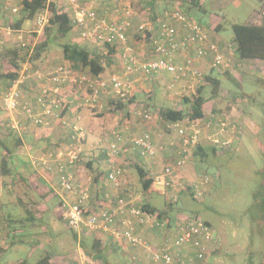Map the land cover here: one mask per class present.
Returning a JSON list of instances; mask_svg holds the SVG:
<instances>
[{
	"label": "built area",
	"instance_id": "built-area-1",
	"mask_svg": "<svg viewBox=\"0 0 264 264\" xmlns=\"http://www.w3.org/2000/svg\"><path fill=\"white\" fill-rule=\"evenodd\" d=\"M102 1L46 0L45 6L35 13L30 32L36 35L43 33L52 15L49 3L54 2L59 13L66 12L71 16L79 35L76 41L92 42L98 46V51L103 49L99 51L103 54L107 52L105 44L114 46L118 50L116 54L124 58V62L120 64L122 70L112 72L108 78H92L83 74L75 77L74 71L65 62L43 69L34 68L29 61L24 62L16 79L1 97V106L10 115L12 128L18 129L20 126L15 119L18 112L36 126L48 127L54 119L65 124L60 113L70 107L71 96L83 104L96 103L100 95L108 102H118V99L126 101L134 93L140 78L143 81H151L166 75L165 89L170 94L181 98L191 96L205 80V73L198 68L200 63L208 60L209 67L213 69H229L230 63L225 59L221 45L213 41L203 26L178 6L163 10L157 19L155 31L153 25L145 22L138 25L141 40L144 42L147 37L145 30L152 31L148 43L145 42L148 51L140 55L131 46L126 34L133 16L130 0H113L112 5L106 8L102 7ZM19 8V0H0V9L5 15L17 12ZM262 14L264 15V11ZM0 30L12 31L9 26H0ZM19 35L20 45L25 46ZM227 49L234 48L228 44ZM26 81L39 84L36 108L21 100L22 85ZM68 85L69 88L64 90L63 87ZM81 85L88 87L89 98L76 95V89ZM146 91L150 92V89ZM225 113L214 114L211 109H207L199 118L164 120L160 113L152 114L143 103L132 106L128 112L129 117L137 116L151 126L160 120L164 133L160 134L152 127L139 133L130 132L127 124L115 122L106 133L109 143L106 155L110 169L105 177L117 194L115 201H112V197L108 198V203L97 210L86 212V209H89L85 202L88 196L84 191L76 190L73 172L70 171L81 150L84 139L82 128L71 126V141L66 150L50 149L43 153L46 155L40 156V159H32V163L50 168L49 163L54 162L52 166L62 190L77 194L72 201L63 198L61 204L62 220L74 232H109L114 242H121L145 252L144 260L143 257L132 256V259L140 264H204L206 258L218 248L220 240L218 237L214 238L211 227L202 218L197 215H179L174 220L160 218L134 204V198L130 194L125 198L120 196L117 190L121 181L123 183L120 178L126 172V167L137 161L134 155L137 154L139 160H146L150 164L151 187L160 190L166 198L174 200L178 191L187 184L182 179L184 168L191 160L195 147L202 140L209 141L218 150L230 146L236 139L241 126H237L235 121L229 119V114ZM155 133L160 139L155 138ZM163 134L166 139L161 138ZM190 187L195 198L202 195V190L198 189L197 185ZM137 226L156 229L165 235L160 242L152 244L137 233Z\"/></svg>",
	"mask_w": 264,
	"mask_h": 264
},
{
	"label": "rangeland",
	"instance_id": "rangeland-1",
	"mask_svg": "<svg viewBox=\"0 0 264 264\" xmlns=\"http://www.w3.org/2000/svg\"><path fill=\"white\" fill-rule=\"evenodd\" d=\"M112 1L113 0H103L102 7H110L112 5ZM201 2L203 7L206 8V11H196L192 14V16L203 25L211 39L221 45L225 59L230 63V67L227 71H229L230 75L235 79V82H233L222 72V69L218 70V72H216V70L212 71L221 79L222 82L220 86L219 99H214L212 106L216 109H221L222 112H225V110L227 111L226 106H230L228 117L233 121L237 120L241 126V134L239 140L235 144H232L226 153H221L222 151L220 149H215V154H209L206 163L202 166V169L204 170L203 174L196 172V164H194L192 160H190L185 166L182 179L183 181H186L189 186L197 185L198 189L203 191V195L200 199L193 200L185 191L181 196H179L175 203L170 204L166 201V195L161 193L160 190L157 191L155 189H150L148 191V199L151 204L159 210H163L166 207L168 215L171 219H176L179 215L186 217L187 215L194 213L199 215V217L203 220L209 222L213 236L214 238H219L220 244L218 248L206 258L204 264H260L264 258V214H262L260 207L256 208L251 205L253 203L254 193L258 189V171L263 165V156L261 151L264 148V83L256 80V77L248 73V71L245 72L248 68L239 60L233 50L227 49V45H232L233 23H264L262 22L264 20V15L262 14V11H264V0H201ZM165 4L170 7L173 6L172 1L159 0L154 5L155 11H159ZM144 6V0H139L138 3L136 2L135 4L131 2L133 16L132 20H130L129 33L131 34V39L134 41L130 40V37H128V40L137 54L140 55L146 53L148 46L138 37V35H140L138 25L142 22H145L148 25L152 24L151 17L147 13V8ZM4 21L5 20L0 15V26L6 25L5 22L7 20L5 22ZM218 24H221L220 30L216 29ZM32 28L33 20L26 19L20 33L19 31L15 32L13 30L10 32L3 31L0 37L2 41V43H0V50H2V48L6 45H15L16 40H18V34L22 37V42H25L26 40L24 39L28 38L31 34L36 41L42 34L36 35V33L30 32ZM78 36V32L75 30L70 36L61 39V41H76L78 40ZM79 42L86 44L91 48L94 47V44L89 41L82 40ZM99 51H103V49L101 48ZM41 59L42 60L39 61L44 63L46 62V64H50L51 62L58 63V61H62V50L57 45H52L45 51ZM114 60L116 61L115 64L112 65L114 63L112 60L113 63L105 69L106 71L102 75V78H108L112 72L122 70V66L120 64L124 62V58L119 57L117 54ZM4 70L5 69L0 62V72ZM200 70L203 73L210 72L208 62L204 61L203 67H201ZM261 70H263V68ZM75 75V77L79 76V72L75 73ZM166 80V75L151 81H143V79L140 78L139 83L136 84V88L138 90L150 89L152 97L148 99V103L152 112L155 114L160 108L173 106L180 109L185 107L182 103L181 96L170 94L165 89ZM5 83L6 82L4 80H0V88L2 84ZM238 83L241 84V89L236 86ZM68 88L69 85L63 87L64 90ZM74 88H76V86H74ZM77 88V96L81 94L82 98L84 96L89 98L90 93L87 91L88 87L86 85H81ZM209 90L210 87L206 85L204 91L207 93ZM242 91H247L254 96L255 102L253 104V109L252 107L246 106L244 102L240 101L239 93ZM4 92L5 89H0V107L1 97ZM37 95L38 93L34 94V99L32 98V100L28 98L25 99L23 95L21 100L36 108ZM70 98V106L76 110L82 107H87L90 110H94V112L90 111L94 114L101 112V110H106L107 113L113 114L114 117H112V119L114 120L111 122L110 126L113 122H118V124L125 123L130 126V119L133 117V120H135L133 128L131 129L128 127V129L132 130V132L138 130L136 133L143 130L140 128L142 122L141 118L137 116H126L125 111L127 109L125 108L127 107L118 112L110 110L108 101H106L101 95L97 98L96 103L88 102V104H83L79 99H72V96ZM142 99H146L144 95ZM100 105H102V107H100ZM206 110L204 111L205 113ZM0 114H4L2 109L0 110ZM5 118L7 117L2 116L0 119L5 121ZM63 120L65 121V124L61 123V121L60 124H63L64 127L69 130L72 124H70L67 118H64ZM7 123H9V121ZM28 125L33 126L31 122ZM50 125H54V120L51 121ZM156 125V130H158L160 134L164 133L162 121L158 120ZM4 126L5 130L0 131V134L12 139V135L8 133L9 128H11L10 123L9 125H6L5 123ZM36 127L41 128L42 126L37 125ZM77 127L79 126L77 125ZM256 127L257 131L254 132V134H251L250 129L252 128L253 130H256ZM107 131L108 128L105 135ZM103 133L104 128L100 133H95L92 137V143L97 147V149L103 148L105 138L107 140V137L105 135L103 136ZM201 144H208V141L202 140ZM61 147L62 148L58 147L56 150H66V146ZM82 148L83 147L81 146V150ZM43 153L44 151L41 153H34L31 159H40V156L46 155ZM3 154L4 149L0 145V162ZM8 163L10 165L9 168L12 169L13 165L10 161ZM130 169L132 174L135 176V172L132 171V168ZM83 174L85 175V173H82V175ZM1 176L5 181H12L15 179V175L13 173H2L1 175L0 170V178ZM77 184L80 189L87 188L84 184L83 186H81L78 182ZM133 188H137V185L134 184ZM87 190L89 189L87 188ZM14 198L23 199V196L16 195ZM55 200L56 197L54 195H49L46 199L41 198L40 201L42 203L45 201H47L45 202L47 205L49 203L51 210L40 211L36 209V213H38V220L33 221L36 224L30 226L32 228L31 234L27 229L25 232L23 231L24 233L20 232L15 236H10V238L23 240L24 238L30 239L29 235H32L33 237L34 233H38L39 237L36 236V238L41 239L40 243H38L40 246L35 247L34 243L29 242H16L3 253V261L17 264L21 260H26L29 263H34L46 253L51 255L54 253L65 254L67 251L75 247L72 230L66 228L65 223L62 219L60 220L54 212V205H56ZM9 211L20 216L25 213L23 207L21 206H16L15 209L9 208ZM56 235L61 238H55L57 237ZM115 260L119 261L121 258Z\"/></svg>",
	"mask_w": 264,
	"mask_h": 264
},
{
	"label": "crops",
	"instance_id": "crops-1",
	"mask_svg": "<svg viewBox=\"0 0 264 264\" xmlns=\"http://www.w3.org/2000/svg\"><path fill=\"white\" fill-rule=\"evenodd\" d=\"M264 22V20L262 21ZM130 31V30H129ZM130 40L131 34L129 33ZM137 37V36H136ZM244 65L248 68L245 72L255 73L264 76V60L259 59H239ZM116 61L112 65L115 64ZM203 67V62L199 64L198 68ZM263 68V70H261ZM106 71V70H105ZM104 72L101 73L103 75ZM263 72V73H262ZM74 73H78L74 71ZM39 91V86L36 82L26 81L22 85V94L25 99L33 98V95ZM81 95V94H80ZM135 98L141 100L143 98L142 90H138L135 94ZM30 97V98H29ZM34 99V98H33ZM125 112L126 116L128 115L130 106H128ZM253 109V107H252ZM122 110V109H121ZM94 110H90L87 107H82L79 109H74L70 106L68 110L62 115V118H67L70 124L78 125L83 130V134L85 135L84 141L82 142V150L79 153V157L75 162L73 168H70V171L73 172V178L76 185V190L84 191L88 198H86L85 202L88 204L95 203L102 206L108 203V198H111L112 201H115V189L114 187L106 180V174L110 169V164L108 162V158L106 155V150L108 147V138L104 142V147L101 149H97V147L92 143V137L95 133H100L104 128L103 136L107 128L110 130L113 124L110 126L111 122L114 120L113 114H109L106 111H101L97 114L90 112ZM4 114H0V118H5V121L0 119V131L5 130L4 124L9 125L10 115L3 110ZM118 112V111H116ZM102 113V114H100ZM115 114V113H114ZM5 115V116H4ZM15 119L18 120V124L20 125L18 129L13 128V130L18 132V136L21 144L15 145L13 147V143L10 138H4L2 140H6V144L10 149H4L7 162L5 167L7 168L10 163L13 165V168L10 171H7L6 168L2 167V158H1V175L13 173L15 175V179L12 181H5L2 176L0 178V220L2 221L3 227L0 231V264H9L8 261H3V253L11 246H13L16 242H29L34 243L35 247H39L40 238L38 233H34L29 235V238L15 239L10 238V236H15L18 233H24L27 229L30 234L32 232V228L30 226L35 225L33 222L38 220L36 213V209L40 211L51 210L49 203L47 205V201L42 203L40 200L46 199L49 195H54L56 197L54 205V212L57 215L58 212L61 211L62 199L66 198L69 201L74 200L77 194L68 193L62 190L60 187L56 171L52 166L54 162L47 166H43L39 163L34 165L32 163V155L38 152H47L48 149L56 150L58 147L67 146L70 143L69 132L71 131V127L66 129L63 124L60 125L59 120L54 121V125H50L47 128L36 127L35 125L29 126L28 121L22 113L18 112L15 114ZM9 121V123H7ZM64 121V120H63ZM131 125L127 124V128H133V124L135 120L133 117L130 119ZM62 123V122H61ZM109 125V126H107ZM137 126V125H136ZM156 124L149 125L145 124L143 121L141 122V130L144 128L152 127L154 131L156 130ZM4 128V129H3ZM138 130H135V132ZM159 132L158 130H156ZM257 131L250 129V133L254 134ZM132 132V130H130ZM65 133V134H64ZM3 136V135H2ZM106 136V135H105ZM15 137V136H14ZM17 137V136H16ZM155 138L160 139L158 135L155 133ZM163 139H166V135L163 134ZM100 146V145H99ZM33 152V153H32ZM138 163H140L144 168L149 169V163L146 160H139L138 155L134 154ZM10 172V173H9ZM82 173H85V175ZM121 186H119L118 192L125 194L128 196L130 194L133 196L132 202L137 205H140L144 199L147 200L146 191L140 187L139 181L132 174L130 165L126 167V172L123 177L120 178ZM83 186L86 185L87 188L80 189L77 182ZM136 184L137 188H133V185ZM50 191L46 193V191ZM20 195L23 196V199L17 198L14 196ZM110 196V197H109ZM26 202V207L32 211V215L24 213V215L13 214L9 211V208L15 209L16 206L23 207L25 212L24 203ZM50 212V211H49ZM44 215V213H43ZM63 221V220H62ZM64 222V221H63ZM66 226V224H65ZM66 228H68L66 226ZM137 232H139L145 239H147L152 244H157L162 239L165 233L156 230L143 228L140 226L136 227ZM24 231V232H23ZM73 232V231H72ZM57 236V235H56ZM52 238V237H51ZM61 238V237H55ZM55 240V239H53ZM73 241L75 243V247L71 250L64 253H54L53 255L47 254L49 256L48 264H140L136 263V260L132 259V256L137 254L140 258H145V252L142 250H133L132 248H128V246L124 245L121 242H114L112 236L109 232H86L85 230L76 234H73ZM121 260L117 261L115 259ZM29 263L26 260H21ZM37 261V260H36ZM35 261V262H36ZM143 263V262H142ZM33 264V263H29Z\"/></svg>",
	"mask_w": 264,
	"mask_h": 264
},
{
	"label": "trees",
	"instance_id": "trees-1",
	"mask_svg": "<svg viewBox=\"0 0 264 264\" xmlns=\"http://www.w3.org/2000/svg\"><path fill=\"white\" fill-rule=\"evenodd\" d=\"M138 1L139 0H131V2L134 4L136 2L138 3ZM158 1L159 0H144V4H145L144 7L147 8V13L150 15L151 20H152L151 25H153L154 27L153 31L157 29V19L162 15L163 10L173 9L174 6H178L180 10H182L184 13H186L187 15L191 17H193L192 14L196 11H201V12L206 11V8L203 7L201 0H169L173 2V6L170 7L169 5H166L167 4L166 3L159 11L156 12L154 9V5ZM19 4H20L19 10L14 13H8V15L7 14L5 15V12H3V10L0 9L1 17L5 21L6 20L8 21V22L4 21L6 25H3V27L9 26L12 30H15V32L16 30H19L21 32L23 23L26 19L33 20L35 13L45 6L46 0H19ZM55 5L56 4L54 2L49 3V9L51 10L52 15L50 16L48 25L45 26L41 37H39L35 41V39L33 38L31 34L30 36H28V38L24 39L26 40L25 46L20 45L19 40H16L15 45L14 44L6 45L2 48V50H0L1 51V55H0L1 61L0 62H1V65H3L5 69L4 71L0 72V80H4L6 82L5 84H2L0 88L1 90L5 89V92L7 91V89L12 84V81L16 79L18 75V71L22 67V64L26 61L31 62L33 64V67L38 68V69H43L50 65L51 66L55 65L56 64L55 62L46 64V62L44 63V62L39 61V60H42L41 57L44 55L45 51L52 45H57L62 50V61H58V63L65 62L70 65L72 71H77L79 72V74H83V75H89L92 78L93 77L100 78L102 76L101 73L104 72L105 69L108 66H111V64L115 61L114 59H115V56H117L116 52H118V50L114 48V46H111L109 44L104 45L107 52L106 54H103L102 52L100 53L98 51V46L95 45L94 43H93L94 47L91 48L87 46L86 44H83V43H80L74 40L61 41V39L67 36H70L71 33L75 31L76 29L74 27V23L72 21L71 16L66 12L59 13L57 9L55 8ZM220 28H221V24H218L216 26V29L220 30ZM128 29H129V26L127 27V30H126L127 37H129L128 34L130 30ZM232 31H233L232 46L234 48L233 51H234V54L239 59L264 60V23H261V24L233 23ZM151 32L152 31L145 30V34L147 36L145 42L147 43L149 40L148 37L151 35ZM1 33L3 32H1L0 30V37H1ZM138 37L141 39L140 35H138ZM32 44H34L33 47H32ZM206 61L208 62V60ZM209 68H210V72L205 73L204 75L205 80L203 81V83H201L197 87L196 93L191 96H184L181 99L185 107L177 109L173 106L172 107L169 106L165 108H160L156 112L160 113L161 114L160 116H162L164 120H177V119H183L187 117L199 118L203 116L204 111L209 108L211 109L212 113L220 114V112H222L221 109L214 108L212 106V102L214 99L215 100L219 99L220 86L222 82H221V79L218 76H216L214 72H212L213 70H216V69H213L211 67ZM216 72H218V70H216ZM222 72L226 74L233 82H235V79L233 78V76L230 75V72L227 71V69H223ZM251 74L254 75V77H256L255 78L256 80L264 83L263 75L255 74V73H251ZM31 82H34V81H31ZM206 85L210 87V90L207 93L204 91ZM236 86H238L239 89H241L240 88L241 84L238 83V85ZM137 91L138 89L136 88L132 96L126 101H122L118 99L117 100L118 102H112L110 100V102H108L110 110L120 111L121 109H124L125 107L130 106L131 108L132 106H136L139 103H143L146 106V108H148L149 111L153 114L151 107L149 106V103H148L149 101L148 99L152 97V94H150L149 91H146V89H142L143 95L146 99L139 100L135 98V95H134ZM239 95H240V101L244 102L246 106L254 108L253 104L255 102V98L251 93H248L247 91L246 92L242 91L241 93H239ZM1 109L3 110L2 106L0 107V110ZM226 109L227 111L225 110L226 112L225 114H228V112L230 111L229 110L230 106H226ZM67 110L68 108L63 109L62 112L60 113V116H62ZM234 121H235V124L238 126L239 123L237 122V120H234ZM43 128H47V127L43 126ZM8 133L12 135L11 141L12 143L14 141L13 147H15V145L21 144L17 131L13 130V128L11 127L9 128ZM240 134H241V127H240V132L238 133L236 139L232 142V144H235L239 140ZM4 138H8V137L5 135L2 136V134H0V145L5 149H10L9 146L6 144V140H2ZM230 146L220 149L222 151L221 153H226ZM261 152L263 156V165L258 171L259 184H258V189L254 193L253 203L251 206H255L256 208L260 207L262 210V214H264L263 212L264 211V148L262 149ZM210 153L215 154L216 151H215L214 146L211 145L209 141H208V144L204 145L200 143L199 145L195 147L193 151V155H192V161L194 164H196L197 173L199 174L204 173L202 166L204 163H206L207 158ZM6 162H7V159H6V156L4 155L2 157L3 169L6 168L5 167ZM130 166H131L130 168H132V171H134L136 174L140 187L143 189V191H146V195H147V200L140 203L139 205L140 208L142 210L155 213L160 218H168L170 220L171 218L168 215L166 207L163 210H159L157 209V207L152 205L150 200L148 199L149 197L148 191L150 189H153L151 187L152 179L150 178V170L147 168H144L137 161H133ZM6 170L10 171L9 166L6 168ZM185 185L186 186H184L183 189H180L178 191L176 198L174 200H171L170 198L169 199L166 198V201L170 204L175 203L177 199L179 198V196H181L185 191L190 195V197L193 200L200 199V197H202L203 191H202V195L199 198H195L192 187H190L188 184H185ZM48 192L50 191L49 190L46 191V193ZM118 193L120 196L126 198L125 194L121 192H118ZM88 206H89V209H86V212H89L91 210H97L101 207L98 204L95 205V203L93 204V206H91V204H88ZM24 207H25V213L32 215V211L26 207V202L24 203ZM191 215H197V214L193 213ZM57 217L60 220L62 219L61 212L57 213ZM171 220H174V219H171ZM204 222L211 227L208 221L204 220ZM2 227H3V224L1 221V228ZM73 234H76V232L73 231L72 236ZM128 248H131V247L128 246ZM132 249L135 250L134 248ZM134 256H137V254H135ZM137 257H139V255ZM48 263H49V256L45 254L33 264H48ZM9 264H14V263H9ZM17 264H29V263L20 261ZM260 264H264V258L262 259Z\"/></svg>",
	"mask_w": 264,
	"mask_h": 264
},
{
	"label": "clouds",
	"instance_id": "clouds-1",
	"mask_svg": "<svg viewBox=\"0 0 264 264\" xmlns=\"http://www.w3.org/2000/svg\"><path fill=\"white\" fill-rule=\"evenodd\" d=\"M192 160V159H191Z\"/></svg>",
	"mask_w": 264,
	"mask_h": 264
}]
</instances>
